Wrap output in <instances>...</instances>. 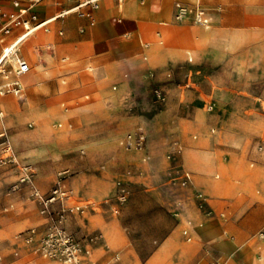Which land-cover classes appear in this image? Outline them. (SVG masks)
Returning a JSON list of instances; mask_svg holds the SVG:
<instances>
[{"label": "rangeland", "instance_id": "rangeland-1", "mask_svg": "<svg viewBox=\"0 0 264 264\" xmlns=\"http://www.w3.org/2000/svg\"><path fill=\"white\" fill-rule=\"evenodd\" d=\"M13 1L22 0H0V5H12ZM205 1H207L206 7L210 19V29L208 31L203 30L193 21L185 24L175 23L173 21V7L170 17L162 18L158 23L159 28L162 27L160 32L162 36L170 44L176 47L181 46L184 49L183 52L177 55H168L169 57L183 58L185 50H190L194 54L197 65V84L195 91L187 99L183 97L182 94L184 93L178 87V83H162L157 81L156 77L154 79L147 77L139 79L135 90H133V96H128V93L123 91L124 89L119 92L116 91L117 93L111 91L112 83L108 80L100 88L101 93L97 97L90 92L84 93V95H90V100L81 99V107L83 108L80 110L79 105H72L65 100H71L73 97L78 96L81 91L71 92L68 87L63 85L66 82L65 77L56 72H53L54 75L56 74L55 76L41 81V76L45 75L46 72L40 73L36 63H33L32 67L39 77L36 84L22 86V82L25 83V80H21L20 92L14 91V89H18V87H14L15 85L5 87L7 84H12L13 81L19 79L16 76L18 66L16 57L12 58L13 62L8 61V59L5 60L0 67V92L6 91L4 95H0V244H8L10 247L4 250L3 256H0V262L5 264H65L48 260L39 252L42 241L50 231V225H48V218L40 214V205L32 198V192L35 189L42 195L49 194L60 180L58 174L67 168L71 169V176L67 178V182L78 176L80 162H85L91 158V153L84 144L97 136L94 128L99 120L97 118L100 117L97 112L103 106L105 99L103 94L105 92L109 93L111 100H118L120 107L123 108L114 117L128 119L130 121L129 126H156L152 135L155 151L153 169L156 173L165 164L162 146L166 134L176 130L171 126H178L177 123L181 118L179 116L182 109L181 102L188 105L184 115L185 118L180 120L181 125L202 126L204 128L203 132L188 131L183 133L186 147L189 143L200 144L205 138L219 135L221 130L227 126H259V123L264 122V101L261 99L245 100L249 94L264 96V36L261 34L264 30V0ZM139 2L141 5L143 4L140 0ZM175 2L177 0H174L173 5ZM190 2L191 4L187 7L193 10L197 5L196 0H190ZM153 4L158 15L162 14L167 8L162 0H153ZM66 5L69 4L63 2L62 9ZM123 5V12L121 9L119 10L125 15V0ZM143 6L145 5L143 4ZM24 7L26 6H22V8ZM60 9L57 8V13H61ZM256 11H261L263 15L255 18ZM105 14V6H102L100 17ZM41 17L43 18L44 15H41ZM133 18L138 20L140 27L145 29V32L150 35L153 33V29L145 26V22L154 19L153 17L150 18L144 15ZM114 19L120 20V22H115ZM106 23L117 29H121L125 25L120 14L110 16ZM171 25L192 27L197 30L195 32L198 35L196 33L193 35L186 28L172 27ZM97 27L98 23L96 21L92 22L88 18L79 17L77 13H70L51 25L50 34L45 33L62 45V47L60 46L61 50L58 45L55 46L54 42H49L43 46L40 53L44 55L47 49L55 48L57 50L58 48L57 58L62 62L67 56H74L78 59L83 54V52H70L68 49L75 50L79 46H88L89 51L84 57V63L103 59L106 55L96 49V42L90 41L91 30ZM60 31H63L64 34L59 35ZM165 31H174L175 34H165ZM244 32L250 33V38L247 40L250 49L248 51L244 50L245 46L239 44ZM226 33L229 36L237 37L239 45L234 49L227 47L224 37H222ZM214 35H216V39L209 40V37ZM125 40L124 37L119 39L121 42H125ZM140 40L153 45L165 42L161 37H158L156 42L145 41L143 37H140ZM235 41L236 39L233 38L231 42ZM194 45H200V47L196 49L184 48ZM257 45H261L260 50H255ZM3 48L4 46L0 44V57ZM21 50L25 56L27 51L25 41ZM49 53L52 55L54 51H49ZM18 54L20 59L25 60L21 56V52H18ZM245 54H248L249 57L247 58ZM52 56L55 58L54 55ZM166 58V56H152L151 62L153 66L157 67L162 65ZM140 61L142 64L143 61L141 59ZM98 65L93 63L75 71L77 76L80 77V84L91 81L85 76L88 74L86 70L91 68L94 71L98 68ZM171 84L172 86L169 87ZM56 86H59L56 94L51 95L47 100L48 90H54ZM156 86H162L166 93L167 91L170 92V103L166 108L156 106L153 103L152 90ZM211 101H214L216 106L214 112L208 113L205 105ZM63 103L69 105L68 113L61 108ZM60 123L63 124V128L57 127ZM69 125L74 126L72 130L66 129L65 126L68 127ZM131 130L123 131L122 142H125ZM212 130H214V133H212ZM193 136H197V139L194 140ZM259 146L264 148V132L260 131L253 133L250 137L243 151L242 161L233 167L230 175L222 170L211 174V181L216 185L225 184L226 187L236 188V202L229 204L222 210L220 216L230 223L233 222L238 227L240 222L238 224L234 223L237 216L242 213L240 218L243 219V216L245 217L260 204L251 201L250 209L241 212V200L244 203L247 201L246 198L250 196L251 199L254 198L258 202H264V153L259 154L257 150ZM225 156L228 157L229 161L230 157H233V153L227 152ZM252 163H255V165L252 166ZM25 167H32L36 172V176L31 184H21L17 191H13L12 188L22 178ZM43 167H45L44 171ZM154 172L153 174H155ZM190 175L192 177L191 173ZM217 176L220 178L217 179ZM127 181L131 182L132 185H140L141 183L136 180ZM114 182H117V178ZM161 183L182 186L181 181L174 178H162V180L160 179ZM149 185L147 182L146 188H149ZM146 188H142V191L149 192L150 188ZM75 193L77 194L78 191H75ZM125 205L114 206L110 216L119 234H122V239L118 241L117 235L110 239L107 232L102 228L97 231L98 233L85 236H80L78 225L71 230L69 225L71 218H75L79 223L80 217L86 216L89 212L86 208L89 205L80 202L78 198L70 202L72 211L67 215L66 227L67 231L81 240L84 246L80 259L81 264H155L152 257L161 248V240L167 233V228L174 227L175 224L172 220L176 218L173 214H165L144 198H138L129 211L122 210ZM77 207L83 208L84 213L77 211ZM262 209L264 208L259 209L252 216L248 225L251 231L256 230L249 237V240L258 244L257 257H260L259 264H264V247H262L264 240L260 237L264 233V217L257 221ZM116 210H119V213H116ZM30 229H37L38 236L34 243L27 244L25 234ZM185 231L190 232L188 228L182 229L179 242L187 245L194 244L195 239L192 236H190L192 242H187V237L184 235ZM98 235H101L102 239L95 241ZM231 235L232 240L236 238L237 241L241 238L234 232H231ZM236 241H231L234 249L229 257L225 255V258L227 261L230 256L234 257L236 259L235 263L240 264L239 260L243 261L244 258H239L238 253L247 248L241 247ZM85 245L99 247L101 256L86 262L88 254ZM249 252L247 256H244L245 260L247 264H254V257L251 251Z\"/></svg>", "mask_w": 264, "mask_h": 264}, {"label": "crops", "instance_id": "crops-1", "mask_svg": "<svg viewBox=\"0 0 264 264\" xmlns=\"http://www.w3.org/2000/svg\"><path fill=\"white\" fill-rule=\"evenodd\" d=\"M102 1L100 9L93 13L94 21L98 23V27L91 30L90 41L96 42V49L102 51L106 56L103 59H97L96 62L91 63L83 62L85 55L89 51L88 46H79L75 50H70L66 47L70 52H83V54L78 59L72 55V57L67 56L62 60L63 63L57 58L58 48L56 50L55 48L50 47L51 49H47L44 55L40 53L43 46L49 42H54L55 46H59V49L60 46L62 47L57 40L47 34H50L51 25L63 17L57 18L54 21L50 20L61 15L64 11L73 8L75 2H70L68 0H46L33 9L39 22H50L46 29H39L35 31L36 33L32 36L25 39L27 50L25 56L21 50L24 41L20 45V49H18V52H21V56L25 59L24 61L29 64L31 70L29 74L21 79L25 80V83L22 82V86L33 85L38 82L39 77L32 68L33 63H36L40 73L43 74L46 72L45 75L43 74L41 76V81L55 76L56 74L54 75L53 72H56L65 77L66 82L63 83V85L68 87L71 92L81 91L78 96L73 97L71 100H65L72 105H79L78 107L80 110L83 108L81 107V99L84 98L86 101L90 100V95H84V93L90 92L97 97L101 93L100 88L105 85L108 80L112 83L110 87L111 91L117 93L121 89H124L123 91L127 92L128 96H133V90H135L136 83L139 79H144L146 77L150 78L149 75L151 73L154 74V78L156 77L155 79L157 81L162 83H178V87L181 88L184 93L182 94L183 97L187 99L188 96L195 91V86L197 84V65L195 63L194 54L190 50H185L183 58L169 57L168 55H177L183 52L184 49L181 46L180 48L179 46L176 47L173 44H170L160 33L162 27L159 28L158 23L160 22V19L170 17L172 7L174 9L173 21L175 23L185 24L191 21L186 20L178 22L175 20L176 4L182 3L187 6L191 4L190 0H177L174 5V0H162L167 8L160 15L156 13L157 9L153 4V0H140L145 6H143V4L141 5L139 0H125L124 14L126 16L121 13V10L123 12L124 0ZM14 2L15 1L12 2V5L2 4L0 5V8L11 12L15 11ZM17 2H20L21 7L25 6V0ZM63 2L69 5H66L65 8L62 9ZM201 4L207 9V1L204 2L203 0ZM102 6H105L106 14L103 15V17H100ZM57 8H61L59 10L61 13H57ZM207 13L209 16L208 9ZM117 14H120L123 17L125 24L121 29L114 28L106 23L110 16ZM41 15H44V17L42 18ZM144 15L154 18L145 22L146 28L153 29L151 35L145 32V29L140 27L138 20L133 18ZM262 15L263 13L261 11H256L254 14L255 18ZM114 21L120 22V20L117 19H114ZM171 26L186 28L193 35L196 33L195 31H197L186 25ZM202 29L208 31L210 28ZM23 33L24 29L22 27L14 28L9 35L3 36V40H0V44L4 47L10 43L12 44V42H15V40ZM164 33L175 34L174 31H165ZM63 34V31L59 32V35ZM257 34L259 33L257 32ZM261 34L264 36V30ZM154 35L156 39L155 41ZM215 36L216 35L209 37V40H215ZM121 37L126 38L125 42L119 41ZM140 37H143L145 41L150 40L151 42H156L158 37H161L165 42L153 45L148 42H142ZM222 37H224L227 47L231 49H234V47L239 44L245 46L244 50L248 51L249 49L247 42L250 38L249 32H244L242 34L239 41L240 43L237 42V37L229 36L227 33ZM233 38L236 39L235 42H231ZM199 47L200 45H194L192 47L184 48L196 49ZM260 47L261 45H257L255 50H260ZM49 51H54V54L52 55L55 56L57 61ZM157 55L166 56L167 58L162 65L155 67L151 62V57ZM245 55L247 58L249 57L248 54ZM25 57H28V59L26 60ZM140 59L143 61L142 64ZM190 59L192 60L191 63L189 62ZM93 63L99 64L98 68H94V71L89 68L86 70L88 74L85 75L87 78L91 79V81H88L86 84H80V77L77 76L75 71L88 65H92ZM170 71L173 73L172 79L167 78V74ZM114 86L117 87V92L113 90ZM171 86L172 84L169 85V87ZM58 87H54V90H48L49 96L47 97V100H49L51 95L56 94ZM167 93L168 100L163 106L164 108L170 103V92L167 91ZM245 93L247 94V92ZM103 96L105 98L104 103L101 109L97 112V115H100V117L97 118L99 120L96 123L97 126L94 128L97 136L93 140L84 144L91 153V158L85 162H80V169L78 170V176L76 178L70 180V182L65 181L70 188L74 191H78V197L76 194L74 200L78 198L80 202L89 205L86 207L89 212L86 216L80 217L81 219L79 223H77L75 218H71L69 224L70 229L72 230L78 225L80 236H85L96 233L102 228L107 232L110 239L117 235L118 241H120L122 239V234H119L117 227L110 216L113 207L118 206L117 182L124 181L129 186L130 196L127 204H124L125 206L122 210L129 211L138 198H144L149 201V203L162 210L165 214H173L176 218L175 220H172L175 224L174 227L171 229L167 228V233L161 240V248L156 251L152 257L155 264H237L235 263L236 259L234 257L230 256L227 261L225 258V255L229 257L234 249L231 245V241H236V238L232 240L231 232L241 236L240 240L237 239L236 242H238L241 247L247 248L238 253L239 258H244L243 261L239 260L240 264H247L244 256H247L250 253L249 251H251L254 257V264H259L260 261L258 260L260 257H257L258 244L249 240V237L256 230L251 231L248 225L250 224L252 216L259 209L264 208V202H258V200L254 198L251 199L249 194V197L246 198V202L243 203V200L240 201L241 212L248 211L253 201V203L257 202L260 204L258 207L251 210V212L245 217L243 216V219L240 218L242 213L237 216V222L234 221V223L238 224V222H240L239 227L234 225L233 222L230 223L224 220L221 218L220 212L229 204L236 202L237 190L233 187H226L225 184L216 185L211 181V174L215 171L222 170L224 173L230 175L233 167L242 161L244 157L243 151L253 133L259 131L264 132V126H262L264 122H261L262 124L259 123V126H227L221 130L219 135L205 138L200 144L189 143L186 147L183 140V133H187L188 131L203 132L204 128L202 126L181 125L180 120L185 118V111H187L186 107H188L185 102H181L180 106L182 109L179 113L181 118L179 117L180 120L177 123L178 126H171L176 130L166 134L162 146L164 150L165 164L160 168L158 173H156L153 169L155 151L152 139L153 130L156 126H143L147 134V143L144 150L139 151L128 149L124 145V142L121 141L123 131L132 129V132L137 126H129L130 121L128 119L114 117L123 109L120 107V102H118V100H111L108 92H105ZM249 99H261L264 101V96L249 94L245 100L248 101ZM209 104H214V106H216L215 102L211 101L206 103L205 109ZM61 108L64 112H69V105H66V103H63ZM65 108H67V111ZM72 108H74V106H72ZM65 127L68 130H72L74 126H72L71 129L67 126ZM212 133H214V130H212ZM193 139L196 140L197 136H193ZM174 140L179 141L183 146V154L179 159V165L183 166L186 171H189L192 174L191 182L186 186L167 183L160 184V179L162 180V178L171 179L168 170L172 164L168 162L166 155L170 150L172 141ZM227 152L233 153V157H230L229 161L228 157L225 156ZM258 152L262 155L264 153V148L263 152H260L259 150ZM254 165L255 163H252V166ZM44 169L45 167H43V171ZM153 172L155 174H153ZM144 176L147 178L144 179ZM116 178L117 182L115 183L114 180ZM216 178L219 179L220 177L217 176ZM127 180H136L141 183L140 185H132V183L130 182V184ZM147 182L150 184V191L147 192L145 190L144 192L142 191V188H146ZM197 194H202L205 197V202L198 199ZM263 217L264 209H262L259 217H257V221ZM184 228H188L190 231L184 232V235L187 233V235H185L187 237V242H192V238L190 237L192 236L195 239L194 244L187 245L179 242L181 230ZM189 238L191 241H188ZM6 246H8V244H0V256H3L5 253L4 250H7L10 247ZM262 247H264V244ZM85 250L88 254L86 262L97 259L101 256V249L99 247L85 245ZM0 264L5 263L0 262Z\"/></svg>", "mask_w": 264, "mask_h": 264}, {"label": "built area", "instance_id": "built-area-1", "mask_svg": "<svg viewBox=\"0 0 264 264\" xmlns=\"http://www.w3.org/2000/svg\"><path fill=\"white\" fill-rule=\"evenodd\" d=\"M46 0H25L24 8L18 6L20 2L15 3V11H6L0 8V40H3V36L9 35L14 28L22 27L24 33L20 35L14 43L9 44L4 47L3 54L7 58L9 56L14 57L18 53V45L22 44L25 39H27L32 33L39 29H46L48 23L39 22L37 15L33 12V9L38 5L42 4ZM70 2H75V6L62 13V17L70 14L77 13L79 17L88 18L94 21L93 13L98 7V4L102 0H68ZM175 20L178 22H183L186 20L193 21L196 25L208 29L210 28V19L207 13V9L202 6L201 0H198V4L193 10L189 7L183 5L182 3L176 4ZM17 59V70L16 75L23 76L30 71L29 64L20 59ZM191 63L192 60L190 59ZM150 78H154V74L149 75ZM168 79L173 78V73L170 71L167 74ZM5 87H13L9 84ZM18 87V86H14ZM113 90L116 91L117 87L114 86ZM18 91L20 88L18 87ZM6 91H1L3 94ZM152 100L156 106H164L167 103L168 95L162 86H156L152 90ZM214 104H209L206 107L208 113L214 111ZM67 111V108H65ZM58 128H63V124L57 125ZM68 128H72L69 125ZM147 143V134L143 125H138L136 129L127 135L124 145L128 149H135L142 151L145 149ZM260 152H263V147H259ZM183 154V146L177 140L172 141L170 145V150L166 155V159L170 162L171 167L168 170L169 176L174 179L181 181L183 186L188 185L191 182V175L188 173L183 166L179 165V159ZM36 176V172L32 167H25L23 169V176L12 189L17 191L21 184H31ZM71 176V170L66 169L58 174L59 181L52 188L49 194L42 195L39 191L33 190L32 198L37 201L40 205V214L48 218L50 225V231L47 236L42 241L39 252L41 255L52 261L65 263V264H81V257L83 254L84 246L81 240L76 238L73 234L67 231V215L71 212L70 201L76 198V193L73 189L69 188L65 181ZM130 196L129 186L124 181L117 182V203L122 206L127 203ZM198 199L205 202V197L202 194L198 195ZM77 211L84 213V209L77 207ZM119 213V210H116ZM187 235V233H185ZM38 236L37 229H30L25 234V242L27 244H32L36 241ZM261 239H264V233L261 234ZM102 239L101 235H98L95 241ZM188 241H191L189 238Z\"/></svg>", "mask_w": 264, "mask_h": 264}, {"label": "bare ground", "instance_id": "bare-ground-1", "mask_svg": "<svg viewBox=\"0 0 264 264\" xmlns=\"http://www.w3.org/2000/svg\"><path fill=\"white\" fill-rule=\"evenodd\" d=\"M102 2H103V1H101V2L98 4V7H97V9L95 10V12L98 11V10L100 9V7H101V3H102ZM15 3H18V2L16 1ZM195 3L198 4V0H196ZM14 6H15V5H14ZM18 6L21 7V5H18ZM48 10H49V9H48ZM60 17H62V14L59 15V16H57V17H55V18H53V19L50 20V21H54L55 19L60 18ZM34 33H36V32H34ZM34 33H32L30 36H32ZM28 38H29V37H28ZM12 43H14V42H12ZM10 44H11V43H10ZM20 45H21V44H19V45L17 46V47H19L18 49H20ZM30 45H31V44H30ZM38 54H39V53H38ZM39 55H40V54H39ZM14 57L19 58V54L16 53ZM14 57L9 56V57L7 58V57L4 56V54L2 53V56L0 57V67L4 64V62H5L6 59H8V61H12V62H13V59H12V58H14ZM27 59H28V57H27ZM31 64H32V63H31ZM30 71H31V70H30ZM30 71H29L27 74H29ZM27 74H25V75H23V76H19V79H18V80L13 81L12 84H9V85H10V86H11V85L18 86V87L20 88V91H21L20 80H21L23 77H25ZM14 91H15V92H20V91H18V89H14ZM0 95H4V92H3V94H0Z\"/></svg>", "mask_w": 264, "mask_h": 264}]
</instances>
